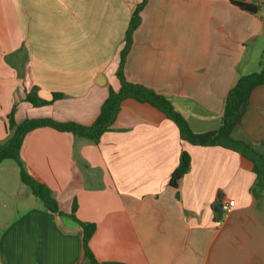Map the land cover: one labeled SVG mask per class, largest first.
<instances>
[{
  "label": "crops",
  "instance_id": "crops-1",
  "mask_svg": "<svg viewBox=\"0 0 264 264\" xmlns=\"http://www.w3.org/2000/svg\"><path fill=\"white\" fill-rule=\"evenodd\" d=\"M248 1L261 5L258 14L229 0H146L126 80L164 95L193 133L217 130L229 90L261 69L264 0ZM141 2L0 0V144L14 104L17 123H93L119 87V53ZM33 88L42 100L63 97L35 108L23 102ZM239 131L264 152V85L251 92ZM182 151L191 166L174 189L168 181ZM21 158L65 215L34 201L0 232V264H90L73 204L78 221L95 224L89 248L98 264H264V188L251 190V161L182 141L148 103L123 100L97 144L37 128ZM218 196L229 211L212 209Z\"/></svg>",
  "mask_w": 264,
  "mask_h": 264
},
{
  "label": "trees",
  "instance_id": "trees-1",
  "mask_svg": "<svg viewBox=\"0 0 264 264\" xmlns=\"http://www.w3.org/2000/svg\"><path fill=\"white\" fill-rule=\"evenodd\" d=\"M229 2L233 6L251 14H258L261 9V5L255 1L229 0ZM145 3L146 0H142L134 8L125 32L123 47L119 53V65L116 71L120 88L118 91L109 89L108 96L102 103L100 112L91 125L84 126L74 122H58L50 118L26 119L21 123H17L15 120L16 104L13 105L7 115L6 130L10 132V136L4 143L0 144V164L7 159L13 160L19 169L21 183L28 187L31 194L51 213H56L60 216L65 215L60 210L52 191L27 170L21 158V149L25 137L37 128L49 127L58 132H67L75 138L97 144L101 135L110 130L121 102L127 98L148 103L163 113L165 117L177 126L182 141H186L195 146H220L239 153L251 161L253 165L252 170L256 175V179L251 189L252 192L255 193L264 188V152L258 145L253 144L241 135L239 131L251 92L254 88L264 85V56L260 71L239 77L227 93L223 104L219 128L212 132L195 134L190 130L184 119L174 110L164 95L146 86L130 83L124 76L123 67L125 58L132 43L133 32L140 23L139 14ZM62 97L63 95L60 93H53L51 100H42L37 96L36 88H33L25 95L23 102L38 108L51 105L54 101ZM190 166V156L182 151L179 156L178 165L170 175L168 185L177 189L179 181L189 171ZM75 210L76 204H73L72 213L69 217L81 227L84 256L89 260L90 264H98L89 248V240L95 232V224L78 221L74 216Z\"/></svg>",
  "mask_w": 264,
  "mask_h": 264
},
{
  "label": "rangeland",
  "instance_id": "rangeland-1",
  "mask_svg": "<svg viewBox=\"0 0 264 264\" xmlns=\"http://www.w3.org/2000/svg\"><path fill=\"white\" fill-rule=\"evenodd\" d=\"M119 82V80H118ZM119 87L116 91H118ZM42 112H26V116L38 117ZM30 194L28 187L23 185L19 177V169L13 160L7 159L0 164V232L18 214L26 211L32 203L40 202Z\"/></svg>",
  "mask_w": 264,
  "mask_h": 264
},
{
  "label": "water",
  "instance_id": "water-1",
  "mask_svg": "<svg viewBox=\"0 0 264 264\" xmlns=\"http://www.w3.org/2000/svg\"><path fill=\"white\" fill-rule=\"evenodd\" d=\"M212 209L218 214H222L223 213L221 197L220 196H218L217 197V201L214 204H212Z\"/></svg>",
  "mask_w": 264,
  "mask_h": 264
},
{
  "label": "built area",
  "instance_id": "built-area-1",
  "mask_svg": "<svg viewBox=\"0 0 264 264\" xmlns=\"http://www.w3.org/2000/svg\"><path fill=\"white\" fill-rule=\"evenodd\" d=\"M222 209H223L224 211H229V207H228V205H226V204H223V205H222Z\"/></svg>",
  "mask_w": 264,
  "mask_h": 264
}]
</instances>
